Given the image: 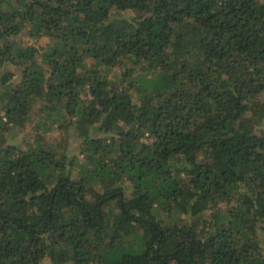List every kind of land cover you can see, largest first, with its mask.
Here are the masks:
<instances>
[{"label":"trees","instance_id":"16d2710c","mask_svg":"<svg viewBox=\"0 0 264 264\" xmlns=\"http://www.w3.org/2000/svg\"><path fill=\"white\" fill-rule=\"evenodd\" d=\"M0 264H264V0H0Z\"/></svg>","mask_w":264,"mask_h":264},{"label":"rangeland","instance_id":"374dc122","mask_svg":"<svg viewBox=\"0 0 264 264\" xmlns=\"http://www.w3.org/2000/svg\"><path fill=\"white\" fill-rule=\"evenodd\" d=\"M29 42H31V41H29ZM39 43L40 44H44V43H46V40L45 39H43V40H40L39 41ZM114 70H116V69H114ZM114 70H112L111 71V74H112V72H114ZM50 134V135H49ZM48 135H45L49 140H56L57 139V135H58V133H56V131H51V133H49ZM26 135V134H25ZM25 135H23V136H25Z\"/></svg>","mask_w":264,"mask_h":264}]
</instances>
